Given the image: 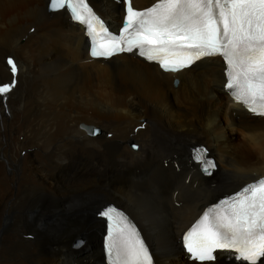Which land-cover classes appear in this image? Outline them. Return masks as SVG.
Masks as SVG:
<instances>
[{
  "label": "bare ground",
  "instance_id": "6f19581e",
  "mask_svg": "<svg viewBox=\"0 0 264 264\" xmlns=\"http://www.w3.org/2000/svg\"><path fill=\"white\" fill-rule=\"evenodd\" d=\"M49 1L0 0V85L13 80L9 58L18 69L16 87L0 100V131L8 125L5 105L21 121L11 131L26 126L15 139L7 131L0 138V188L17 189L0 219L5 252L17 264H107L98 213L116 205L136 219L157 264H199L181 235L207 205L264 178V156L237 136L253 133L264 145V118L228 96L222 59L178 73L134 53L92 59L84 27L66 9L49 11ZM90 2L106 22L119 17L107 23L120 27L123 4ZM95 121L104 128L99 138L85 134H100L95 126L80 129ZM203 145L218 165L210 176L193 159ZM216 256L206 264H240L232 253Z\"/></svg>",
  "mask_w": 264,
  "mask_h": 264
},
{
  "label": "snow or ice",
  "instance_id": "6c2138e0",
  "mask_svg": "<svg viewBox=\"0 0 264 264\" xmlns=\"http://www.w3.org/2000/svg\"><path fill=\"white\" fill-rule=\"evenodd\" d=\"M117 2L125 13L118 34L109 31L88 0H50L49 8H67L84 26L93 57L135 52L173 73L221 57L225 90L264 118V0H158L144 10H136L132 0ZM7 64L13 80L0 85V94L16 87L17 64L12 58ZM193 159L206 175L216 168L202 146L194 149ZM98 215L108 223V264H153L149 246L126 214L108 206ZM182 244L199 264L215 262L218 251L234 254L240 264H264V178L208 207L182 236Z\"/></svg>",
  "mask_w": 264,
  "mask_h": 264
},
{
  "label": "rangeland",
  "instance_id": "374dc122",
  "mask_svg": "<svg viewBox=\"0 0 264 264\" xmlns=\"http://www.w3.org/2000/svg\"><path fill=\"white\" fill-rule=\"evenodd\" d=\"M103 18V17H102ZM118 18V22H119V17H117ZM108 22V21H107ZM118 22H108L109 24H114V23H118ZM0 100L2 101V100H4V96H3V94H0ZM3 105H5L4 103H3ZM222 106H224V105H222ZM5 108H6V110L4 111V113H3V115L5 116V118L6 119H8L7 121H8V125H7V128L6 129H2V131H0V138L2 139V137H4L5 135H4V132L5 131H7V134H6V136L8 137L7 139L10 141L11 139H15L14 138V136H17L18 134H22V132L24 131V129L26 128V126L24 127V129H23V131L21 132H17V135H16V130L15 129H13L12 131H11V128H10V123H12V122H15V123H17V124H20L21 123V121H20V117H17V119H14V120H12V115H11V113L8 111V109H7V107H6V105H5ZM4 118V119H5ZM19 121V122H18ZM84 124H87V125H91V126H95L96 128H98V129H100L101 130V133L100 134H97V135H90V134H88L87 133V131L83 128V125ZM80 129L81 130H85V134L86 135H88V136H91V137H93V138H99V137H101L103 134H104V131H103V133H102V129H104V128H102V127H100V126H98V122L97 121H95V123H93V124H88V123H82L81 125H80ZM2 132V133H1ZM21 136V137H20ZM19 137H17L18 138V140H20V139H22V136L23 135H20ZM237 136H238V138H241L240 139V141H243V139H242V137L240 136V135H238L237 134ZM4 142V144L6 145V142H7V140H3ZM59 143V142H58ZM15 146H17V147H19V142L16 140V142H15ZM204 144V143H203ZM10 148H11V144H9V146H8V148H7V151L9 152L10 151ZM26 152H27V149H23V151L19 154V151L17 152V154H19L21 157H23V155H25L26 154ZM211 152H212V150H211ZM40 153L43 155H45L46 154V151H40ZM213 156V155H212ZM215 157V156H214ZM1 159V158H0ZM2 160V159H1ZM173 166L175 165V166H181V164H178V163H174V164H172ZM186 166V165H185ZM188 167V166H187ZM4 169H5V167H4ZM7 172V173H6ZM161 172V171H160ZM4 173H5V175H3V176H7V174H8V176H9V174H10V169H9V167H8V164H7V166H6V171H4ZM156 175V174H155ZM2 176V177H3ZM148 181V180H147ZM146 182V181H145ZM144 182V183H145ZM12 185H13V183H11L10 184V186L12 187ZM3 194H2V193ZM17 193V189L15 188V190H13L12 188H11V190L9 189V190H7V191H3L1 188H0V209L2 208V206L4 205V203H5V200L7 199V203H8V207L14 202V200H15V198H16V194ZM2 205V206H1ZM8 207L7 208H5V205H4V208L6 209V211H5V213L3 212L2 213V211H4V208L2 209V211H0V219L1 218H3L4 219V216L6 215V213L8 212ZM1 213H2V216H1ZM12 235H14V234H12ZM22 235V234H21ZM101 236V235H100ZM26 238H29V239H34V237H32V236H29V235H27L26 236ZM8 241L10 242H15V238L12 236V238H8ZM81 246V245H80ZM85 250V249H84ZM83 250V251H84ZM184 254V253H183ZM176 258H178L179 260H181V261H183V255L182 254H177L176 256H175ZM22 259V258H21ZM232 259V258H231ZM20 260V259H19ZM25 260V259H24ZM18 260H15V259H13L11 256H10V254L9 253H7V252H5V249H4V247H3V242H2V239L0 238V264H17L16 262H17ZM76 264H80V263H76Z\"/></svg>",
  "mask_w": 264,
  "mask_h": 264
},
{
  "label": "clouds",
  "instance_id": "9594fccd",
  "mask_svg": "<svg viewBox=\"0 0 264 264\" xmlns=\"http://www.w3.org/2000/svg\"><path fill=\"white\" fill-rule=\"evenodd\" d=\"M241 137L251 143L253 150L257 151L260 155L264 156V145L256 142V134L245 132L241 130Z\"/></svg>",
  "mask_w": 264,
  "mask_h": 264
},
{
  "label": "water",
  "instance_id": "95a60500",
  "mask_svg": "<svg viewBox=\"0 0 264 264\" xmlns=\"http://www.w3.org/2000/svg\"><path fill=\"white\" fill-rule=\"evenodd\" d=\"M98 60H101V59L98 58ZM96 132H97V131H96Z\"/></svg>",
  "mask_w": 264,
  "mask_h": 264
}]
</instances>
